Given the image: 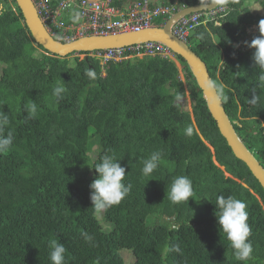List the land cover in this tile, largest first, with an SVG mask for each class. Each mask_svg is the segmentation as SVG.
Here are the masks:
<instances>
[{"label":"trees","instance_id":"1","mask_svg":"<svg viewBox=\"0 0 264 264\" xmlns=\"http://www.w3.org/2000/svg\"><path fill=\"white\" fill-rule=\"evenodd\" d=\"M129 1L111 0L110 5L121 10ZM137 1H147L150 12L174 5L176 13L212 0ZM247 2L221 0L212 10L196 12L203 23L186 42L205 62L212 81L224 84L225 111L264 166L262 70L254 63L255 49L247 46L260 35L264 13L249 11ZM0 6V112L9 117L3 134L14 135L10 149L0 153V264H51L52 238L67 249L66 264H264V191L220 135L181 57L175 58L184 66V82L174 62L160 55L111 61L104 69L89 52L61 58L34 43L14 0H0ZM73 9L62 12L67 22L62 13L59 17L73 27L66 32L68 40L81 22H72ZM165 22L162 17L154 24ZM252 27L256 33L247 40L246 29ZM240 37L248 43L233 48ZM79 54L87 56L73 57ZM88 68L95 69V80L86 75ZM60 79L67 92L58 100L53 88ZM186 85L190 112L176 102L178 95L186 96ZM253 88L261 98L254 106L248 102ZM29 100L38 106L34 116ZM104 151L120 160L124 182L133 187L98 219L89 186ZM154 151L163 158L145 177L143 162ZM180 175L191 179L195 194L188 203L173 204L167 191ZM217 195L247 204L251 261L236 260L220 231ZM173 223L181 225L178 231L170 228ZM82 231L93 240L86 242ZM174 243H180L182 255L168 250ZM121 250L133 262L126 263Z\"/></svg>","mask_w":264,"mask_h":264},{"label":"clouds","instance_id":"2","mask_svg":"<svg viewBox=\"0 0 264 264\" xmlns=\"http://www.w3.org/2000/svg\"><path fill=\"white\" fill-rule=\"evenodd\" d=\"M70 18L73 23H76L81 18V13L73 9L70 13ZM264 24V20L259 22L260 35L254 38L250 44H247L249 48L255 49L253 54V60L255 65L261 69V73L258 76L259 87H264V31H261L260 25ZM91 36V35H89ZM58 39L60 37H57ZM199 38H203L202 36ZM247 43V42H246ZM93 52V51H92ZM91 53V52H89ZM87 56V55H85ZM174 57H176L174 55ZM86 75L92 79H96V72L93 68H88ZM204 87L212 93L217 100L227 102L229 97L224 93V84L216 83L214 81H207ZM67 92L65 83L62 80H58L56 86L53 88V95L59 100L63 98V94ZM252 98L248 101L250 105H257L260 102V96L257 94L256 89H252ZM177 105L182 102V97H176ZM38 110L36 102L29 100L28 111L34 116ZM9 123V117L7 114L0 112V153L7 152L14 140L12 132L3 134V130ZM187 132L191 134L192 129L188 128ZM163 158L161 151H154L149 158L143 162L142 174L147 177L153 174L159 167V164ZM97 173L96 178L90 184V201L92 208L96 213H102L107 211L111 206L119 204L125 199L133 185L131 183H125V167H122L120 160H117L110 151H104L99 159V163L93 167ZM194 188L191 179L186 175H180L173 179L170 187L167 191V198L173 203L187 202L194 196ZM216 212L215 217L219 225L220 231H222L226 239L230 242L233 249V255L236 260L241 262L251 261L253 259V246L250 242V236L252 235V228L248 223L247 204L229 195H217L216 197ZM180 224L173 223L170 228L173 230H179ZM82 238L86 242H91L93 237L87 232H81ZM49 258L51 264H66L65 253L67 249L64 244H61L58 239L52 238L48 241ZM169 251L177 254H183L180 243H174L168 249Z\"/></svg>","mask_w":264,"mask_h":264},{"label":"water","instance_id":"3","mask_svg":"<svg viewBox=\"0 0 264 264\" xmlns=\"http://www.w3.org/2000/svg\"><path fill=\"white\" fill-rule=\"evenodd\" d=\"M23 17L24 25L35 44L54 56L64 58L71 53L92 52L109 48H119L144 42H156L169 48L173 55L179 56L185 62L191 76L196 83V91L200 92L208 112L216 123L217 129L226 141L231 152L242 161L257 180L264 191V166L254 157L245 142L238 135L234 122L227 115L223 102L217 100L205 87V83L212 78L204 61L192 48L172 32L173 26L182 17L204 10H212L221 0H212L206 4H196L185 7L169 17L159 26L144 28L139 32H126L106 36H83L74 40L62 42L52 37L41 22L31 0H14ZM186 97L182 99L185 100Z\"/></svg>","mask_w":264,"mask_h":264},{"label":"built area","instance_id":"4","mask_svg":"<svg viewBox=\"0 0 264 264\" xmlns=\"http://www.w3.org/2000/svg\"><path fill=\"white\" fill-rule=\"evenodd\" d=\"M38 17L48 33L54 37H63L65 33L60 14L69 7H77L81 13V22L74 28V39L96 35L106 36L126 32H139L144 28L156 26L157 18H169L175 13V6L158 7L153 12L147 9V1L131 2L125 8L118 9L110 5L111 0H31ZM200 13H192L180 19L172 28L173 34L180 40L186 42L189 32L203 22ZM60 20V21H59ZM73 27L70 26L68 31ZM58 39V38H57ZM94 57L98 64L104 69L111 61L123 59L153 57L160 55L174 58L172 51L166 46L156 42H144L119 48L96 50L89 54Z\"/></svg>","mask_w":264,"mask_h":264},{"label":"rangeland","instance_id":"5","mask_svg":"<svg viewBox=\"0 0 264 264\" xmlns=\"http://www.w3.org/2000/svg\"><path fill=\"white\" fill-rule=\"evenodd\" d=\"M133 1H135V0H130L128 3H131V2H133ZM128 5V4H127ZM249 11H252L253 13H260V14H263L264 13V2L263 3H261L260 2V0H258L257 2H255V3H252V0H248V2L244 5ZM0 9H1V6H0ZM61 18H62V20L63 21H65V22H67V19H66V15L64 14V13H62L61 14ZM61 20V19H60ZM59 20V21H60ZM61 20V21H62ZM60 21V22H61ZM62 23V22H61ZM63 28H64V31H65V33H63V37H66L67 36V34H66V32H68V29L70 28V25H66V26H63ZM244 28V30H245V26L243 27ZM243 33V31H241L240 32V34H242ZM246 33H247V37H246V39L248 40V39H250L251 37H252V35H254L255 33H256V28L255 27H252V28H247L246 29ZM72 40H74V38L72 39ZM239 43L238 44H233V48H239V47H242V46H244L245 44H247L246 42H244L243 41V39H242V37H240L239 38ZM190 44H192V42L190 43ZM195 45V43L193 42V46ZM90 54V53H89ZM88 54V56H90ZM73 57H79V59H83V58H85L86 56H85V54H79L78 56H76V55H74ZM73 57H70L69 59H73ZM140 58H142V57H140ZM140 58H138V57H136V58H130V59H140ZM129 59V60H130ZM173 62H174V64H175V66L177 67V69H178V72H179V79L182 81V82H184L185 81V78H184V66L182 65V64H180L179 62H178V60L174 57L173 59H171ZM102 75H105V71L104 70H102ZM186 87H187V85H186ZM190 92H189V88L187 87L186 88V99L185 100H183L182 101V103L184 104V106L187 108V110L190 112L191 111V100H190ZM91 157H92V155H91ZM221 169L223 170V168L221 167ZM228 176V175H227ZM264 209V208H263ZM100 216H102L103 217V214L102 213H96V217L98 218V217H100ZM98 219H100V218H98ZM104 227H107V225L105 226V225H103ZM120 254H121V256L123 257V260L126 262V263H130V262H133V257H132V255L129 253V252H127V250H121L120 251Z\"/></svg>","mask_w":264,"mask_h":264},{"label":"crops","instance_id":"6","mask_svg":"<svg viewBox=\"0 0 264 264\" xmlns=\"http://www.w3.org/2000/svg\"><path fill=\"white\" fill-rule=\"evenodd\" d=\"M170 17H171V16H170ZM167 19H168V18H167ZM167 19H166V20H167Z\"/></svg>","mask_w":264,"mask_h":264}]
</instances>
